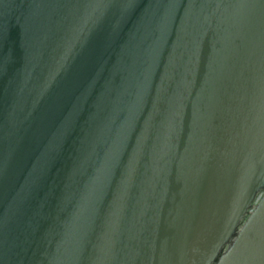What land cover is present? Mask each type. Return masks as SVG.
Instances as JSON below:
<instances>
[{
    "label": "water",
    "instance_id": "water-1",
    "mask_svg": "<svg viewBox=\"0 0 264 264\" xmlns=\"http://www.w3.org/2000/svg\"><path fill=\"white\" fill-rule=\"evenodd\" d=\"M0 264H264V0H0Z\"/></svg>",
    "mask_w": 264,
    "mask_h": 264
}]
</instances>
